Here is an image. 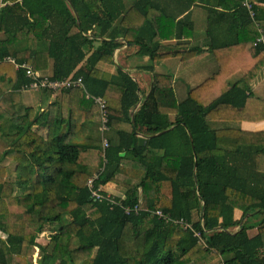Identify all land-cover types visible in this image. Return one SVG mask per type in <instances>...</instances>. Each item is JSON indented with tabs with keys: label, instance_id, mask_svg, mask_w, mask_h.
Instances as JSON below:
<instances>
[{
	"label": "trees",
	"instance_id": "16d2710c",
	"mask_svg": "<svg viewBox=\"0 0 264 264\" xmlns=\"http://www.w3.org/2000/svg\"><path fill=\"white\" fill-rule=\"evenodd\" d=\"M180 1L183 14L193 0ZM242 3L235 0L229 9L219 4L240 19L234 40H212L203 50L189 44V14L178 19L153 0H135L129 9L123 0H0V264H28L35 250L37 264H212L218 257L221 264H264V174L256 169L264 131L210 125L264 121V100L250 88L264 68V49L255 45L261 34ZM254 11L256 20L264 15L258 4ZM120 38L150 63L141 68L151 75L149 95L136 109L137 82L121 69L116 75L96 69L113 64L124 45ZM173 40V47L161 44ZM172 55L179 58L176 74L207 56L218 70L178 102L174 77L152 67ZM7 58L53 81L81 78L86 93L62 90L49 103L54 93L42 89L38 110L19 112L13 95L31 80ZM237 73L242 77L229 84ZM86 94L107 103L105 165L101 138L86 127L98 117ZM33 127H44L46 136ZM135 131L150 137L144 146ZM4 160L15 163L13 182ZM101 168L95 188L115 184L125 190L122 206L185 220L206 247L191 231L92 200L86 182ZM47 226L58 230L41 246L37 238ZM252 229L257 233L249 237Z\"/></svg>",
	"mask_w": 264,
	"mask_h": 264
},
{
	"label": "crops",
	"instance_id": "0c3cea01",
	"mask_svg": "<svg viewBox=\"0 0 264 264\" xmlns=\"http://www.w3.org/2000/svg\"><path fill=\"white\" fill-rule=\"evenodd\" d=\"M124 5L127 9H129L135 0H123ZM156 4L159 5L160 8L164 9L169 15H174L178 17V19L183 18L187 13L190 16V21L193 26L192 37L189 40V44L193 47L198 45L203 50H207L208 44L211 41L215 42H231L234 40L235 33L233 29L238 25L240 19L238 17H232V12L222 10L221 6L233 8L232 4L235 0H193L192 6L187 9L183 14H180L182 10H185V3L180 0H153ZM221 6H220V5ZM260 8L264 9V3H257ZM219 13H223L224 16L218 15ZM177 19V20H178ZM258 22V29L264 32V15L260 14ZM197 28V31L195 30ZM209 28H213L214 31H211L209 34ZM3 38V35L0 34V39ZM180 43L184 41L180 39ZM119 42L124 43V45L117 50H115L113 54V64H105L99 63L96 66V69L110 74L116 75L117 69H121L124 73L130 75V77L137 82L139 89L141 91L140 102L135 107L141 104L143 96L147 97L150 91V82L151 75L149 73L143 72L141 68H145L150 66L148 58H141L134 55L135 47L131 45H127V43L120 38ZM163 46H175L176 41H163L161 43ZM181 52V50H179ZM178 51V52H179ZM179 52V53H180ZM141 58V60L139 59ZM138 59V61H136ZM172 65L169 67V65ZM179 64V58L175 55L170 56L169 58L161 59L158 62L152 64L153 71L156 74H165L172 75L174 77V90L176 94L177 101L180 102L185 99L187 92L189 89H192L199 85L205 79L211 77L214 73L217 72L218 67L215 59L207 56L203 60L194 64L190 68L186 69L180 74H176V69ZM165 70H171L174 74H169L171 72H166ZM242 77L241 73H237L235 76L228 80V83L233 85ZM47 78V77H46ZM251 92L254 97L259 100H264V68L255 78L253 83L250 86ZM33 93H36L35 96ZM179 93V94H177ZM180 97L178 98V96ZM60 98L59 93H54L52 97L49 99V103L54 102ZM13 100L16 109L21 112L24 109H37L39 107L40 102V94L34 91L21 90L20 92L14 93ZM134 109V110H135ZM45 110V108L41 109V111ZM173 120V118H171ZM211 128H221V126H228L230 128L240 129L242 131L247 132H260L264 131V121L259 123H212L210 124ZM86 127L89 130V134L92 137L100 138V133L98 130V117L95 118L92 122L86 124ZM123 130L129 131L130 126L123 125ZM33 132H36L38 135L45 137L47 134V130L43 127H33ZM137 132V131H135ZM138 134L144 135L143 133L137 132ZM10 161V160H6ZM12 162V161H10ZM5 163L3 161L1 164ZM256 169L258 172L264 174V156L256 158ZM96 170H91L92 174L95 173ZM94 172V173H93ZM101 191L105 194H109L116 197L124 196L125 190L117 186L115 184H107L106 186L101 188ZM241 213L239 211H235V217L239 218ZM249 216H246L247 219ZM245 219V220H246ZM244 219L241 221L242 225L245 221ZM256 220H253V223H256ZM256 229H252L248 231L249 237H254L256 235Z\"/></svg>",
	"mask_w": 264,
	"mask_h": 264
},
{
	"label": "built area",
	"instance_id": "2783aa9c",
	"mask_svg": "<svg viewBox=\"0 0 264 264\" xmlns=\"http://www.w3.org/2000/svg\"><path fill=\"white\" fill-rule=\"evenodd\" d=\"M256 5L257 3L252 2V0H243L242 3V7L247 11L249 18L258 27V22L255 17L256 14L254 11V6ZM259 32L261 36L255 41V45H261L264 49V37L262 35L263 32L260 29ZM4 61L13 64L16 70H24L26 74V78L31 80L30 84L27 87H24L23 90L39 92L42 89H46L52 91L53 93H58L61 92L62 90L80 89L85 92V88L81 78H67L62 81H53L46 77H39L36 73L32 71L30 66L26 64L19 65L15 63V60L12 58H7ZM86 97L87 99L91 100L94 103V105L97 106L98 109V130L100 133V138L102 143L101 157L103 160V165H105L106 163L105 151L108 147L106 135L109 132L107 103L101 97L91 96L89 94H86ZM102 171L103 168L96 170V172L92 174L91 177L86 182V187L89 190L90 198L92 200L100 201V202L105 201L111 207H119L123 210V213L125 215H131V214L139 215L140 213L144 212L150 215L151 217H155L159 220H163L164 222L169 223L173 226H178L184 231L186 230L191 231L193 237H195L198 240V244H201V246L204 248L206 247L200 233L195 231L192 228V225L186 222L185 220L174 219L163 214V212H161L160 210L154 211L139 205L124 207L121 204V202L124 200V196L116 197L105 193L103 194V192L101 191L102 187L95 188V181L98 179Z\"/></svg>",
	"mask_w": 264,
	"mask_h": 264
},
{
	"label": "rangeland",
	"instance_id": "374dc122",
	"mask_svg": "<svg viewBox=\"0 0 264 264\" xmlns=\"http://www.w3.org/2000/svg\"><path fill=\"white\" fill-rule=\"evenodd\" d=\"M195 30L197 31V28H195ZM210 58H212V56H210ZM141 60V58H139ZM136 61H138V59H136ZM149 61V60H148ZM172 65L170 64L169 67H171ZM166 72H171V70H165ZM169 74H174V72L172 73H169ZM39 93V92H38ZM35 96L36 93H33ZM179 94V93H177ZM180 97V95L178 96V98ZM35 110V109H34ZM38 110V108L36 109ZM5 163L1 164V166H3L4 168H6V171H7V175H6V179L10 182H13L14 179H15V172H14V168H15V163L12 161H6L4 160ZM96 172V171H95ZM94 173V172H93ZM18 193L16 192L15 193V196H17ZM198 218V216L195 214L194 215V221H196V219ZM259 220L262 219V217L260 216L258 218ZM250 223H253L252 220H249ZM58 230V227L57 226H47L45 228V232H43L38 238H37V243L41 246H44L46 245V243L48 242V239L49 237L52 235V233H54V231H57ZM76 246V243H74V241L71 242L70 244V249L71 248H74ZM39 260H40V256H39V253L37 250L34 251L33 255L28 259V264H37L39 263ZM212 264H221V258L218 257Z\"/></svg>",
	"mask_w": 264,
	"mask_h": 264
},
{
	"label": "water",
	"instance_id": "95a60500",
	"mask_svg": "<svg viewBox=\"0 0 264 264\" xmlns=\"http://www.w3.org/2000/svg\"><path fill=\"white\" fill-rule=\"evenodd\" d=\"M74 12V10H73ZM75 14V12H74ZM129 45V44H127ZM133 123V122H132ZM136 136H137V142H138V146L142 147L146 144L147 140L150 138L149 136H144V135H141V134H138L137 132H135ZM124 154H121V157H123Z\"/></svg>",
	"mask_w": 264,
	"mask_h": 264
}]
</instances>
